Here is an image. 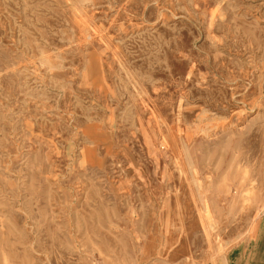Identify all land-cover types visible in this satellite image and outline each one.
Segmentation results:
<instances>
[{
  "label": "rangeland",
  "instance_id": "obj_1",
  "mask_svg": "<svg viewBox=\"0 0 264 264\" xmlns=\"http://www.w3.org/2000/svg\"><path fill=\"white\" fill-rule=\"evenodd\" d=\"M255 218L264 0H0V264H204Z\"/></svg>",
  "mask_w": 264,
  "mask_h": 264
},
{
  "label": "crops",
  "instance_id": "obj_2",
  "mask_svg": "<svg viewBox=\"0 0 264 264\" xmlns=\"http://www.w3.org/2000/svg\"><path fill=\"white\" fill-rule=\"evenodd\" d=\"M185 257L189 255L179 254L177 260ZM204 264H264V219H253L245 237L233 243L224 255L211 257Z\"/></svg>",
  "mask_w": 264,
  "mask_h": 264
}]
</instances>
